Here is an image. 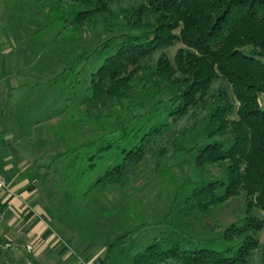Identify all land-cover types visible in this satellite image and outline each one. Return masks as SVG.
Instances as JSON below:
<instances>
[{"label": "trees", "instance_id": "trees-1", "mask_svg": "<svg viewBox=\"0 0 264 264\" xmlns=\"http://www.w3.org/2000/svg\"><path fill=\"white\" fill-rule=\"evenodd\" d=\"M31 5L43 21L31 15L30 24L61 26L55 37L61 46L43 57L45 76H56L49 83L61 77L70 114L52 133L54 141L38 143L64 145L56 159L69 157V201L72 189L83 199L122 190L142 177L166 175L170 163L185 169L194 156L174 207L185 220L203 221L209 236L173 230L133 249L127 233L110 244L100 264H112L126 249L129 264H264V0ZM37 125L35 133H43ZM88 128L92 136L84 139ZM70 131L76 136L68 137ZM1 138L0 128V157L10 156ZM235 198L245 204L237 220H209ZM5 244L0 240V264H13Z\"/></svg>", "mask_w": 264, "mask_h": 264}, {"label": "rangeland", "instance_id": "rangeland-1", "mask_svg": "<svg viewBox=\"0 0 264 264\" xmlns=\"http://www.w3.org/2000/svg\"><path fill=\"white\" fill-rule=\"evenodd\" d=\"M31 3L32 0H0V27L8 24L12 29L11 33H14V36L11 33L8 35L10 38L8 45L4 44V40L0 41V44L1 52L5 56L6 73L10 76L9 70L12 66L14 72L16 71L18 82L24 84L21 90L13 92L14 95L10 100V105L17 115L24 118L22 124H26V126L20 125L23 127L25 137L21 134L23 141L16 143V146L30 159L29 161H38V165L45 167L44 172L39 173V188L48 202L47 208L52 215L54 228L68 235L75 234L78 241L93 247V258L96 256V259L102 260L110 244L127 233H132L127 248L133 249L142 248L154 238L161 234H171L173 230L198 238L209 236V230L203 221L185 220L174 207L175 193L179 184L186 178V174L191 175L190 163L194 156L186 158L185 169L170 163L167 165L166 175L142 177L122 190H111L86 199L79 197L78 190L72 189L75 198L72 201L68 200L67 191L64 189L67 185L64 172L66 173L69 168L64 162L69 157L56 159L59 153L66 151L64 145L60 146L58 143V146L45 145L39 148L42 143H38L40 139L54 141L52 133H56V127L61 130L63 123L68 122L70 114L69 110H66L67 102L60 93L64 91L61 77L57 85H51L49 81L56 76L53 75L52 78L45 76L48 73V64L44 57L49 54L54 56L55 51L61 46L62 41L60 43L55 38L61 26L48 24L39 28L35 27L33 22L30 24L31 15L36 17L35 20L43 21L42 17L37 16ZM15 12L16 14H13ZM21 22L23 24H20L19 29L18 23ZM14 29H19L20 32ZM177 48L179 46L170 50L171 55ZM15 80L16 78L13 77L10 82L16 87ZM1 81L2 72H0V92L3 88ZM18 108L22 109L21 114L16 111ZM62 111L63 114L52 117L55 112ZM35 123H38L36 127L44 130L43 133L41 131L39 134L35 133L32 127ZM89 131V128L83 130L84 139L92 136ZM18 133V129L14 128V134L18 135ZM68 134V137L76 136V132L70 131ZM59 135L62 136L63 133ZM77 141L81 142L82 139ZM215 168L216 172L222 170L221 166ZM69 171L70 169L67 172ZM82 185L87 186V182ZM244 205L243 198L231 199L209 220L211 222L237 220ZM262 242L264 243V239ZM126 250L112 264H129Z\"/></svg>", "mask_w": 264, "mask_h": 264}, {"label": "crops", "instance_id": "crops-1", "mask_svg": "<svg viewBox=\"0 0 264 264\" xmlns=\"http://www.w3.org/2000/svg\"><path fill=\"white\" fill-rule=\"evenodd\" d=\"M10 30L7 26L0 27V41L4 40V44L10 39ZM2 61L0 58V64ZM4 71L0 92V106L4 107L0 117L1 144L10 156L0 157V172L8 183V190L0 191V240L6 243L13 264H100L101 258H93V247L78 241L75 234L68 235L54 228L48 202L39 188V173L44 172L45 167L38 165V161H29L16 146L23 141L24 134L10 100L13 92H18L24 84L18 82L12 66L10 76L5 66ZM13 77L16 87L10 82ZM14 128L18 129V135L14 134Z\"/></svg>", "mask_w": 264, "mask_h": 264}, {"label": "built area", "instance_id": "built-area-1", "mask_svg": "<svg viewBox=\"0 0 264 264\" xmlns=\"http://www.w3.org/2000/svg\"><path fill=\"white\" fill-rule=\"evenodd\" d=\"M8 190V184L6 177L0 172V191H7Z\"/></svg>", "mask_w": 264, "mask_h": 264}]
</instances>
